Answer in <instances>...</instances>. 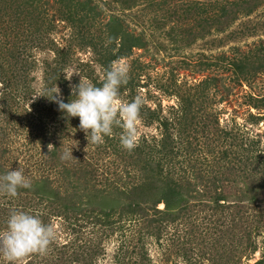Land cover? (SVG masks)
<instances>
[{
	"label": "rangeland",
	"instance_id": "rangeland-1",
	"mask_svg": "<svg viewBox=\"0 0 264 264\" xmlns=\"http://www.w3.org/2000/svg\"><path fill=\"white\" fill-rule=\"evenodd\" d=\"M242 1L137 0L128 9V3L121 6L117 0H93L92 4L104 13L94 26L82 29L76 36L73 26L55 17L52 29L39 37H17L16 29L3 17L0 41L16 57L4 55L3 63L8 69L0 68V173L23 168L32 188L48 185L59 192V200L70 202L79 192L84 196L79 205L90 197L88 190L70 189L75 184L66 173L68 166L71 172L73 165L88 166L90 173L85 180L95 188L107 187V181L118 178L120 188L137 182L133 175H120L130 168L125 154L132 152L124 149L120 141H112L120 137L119 127L113 126L112 135L99 144L88 143L77 119L66 115H49L41 130L37 126L43 123L35 120L36 106L42 97L46 98L45 105H50V99L32 98L36 92L50 97L55 87L63 98L66 91L72 94V86L80 79L94 85L102 82L104 69L97 54L107 48L109 16L118 14L123 27L140 37L143 44L132 48L128 57L112 61L128 66L120 100L128 102L136 96L143 99L136 146L144 144L156 149L164 133L162 122H166L174 140L171 145L180 149L173 162L175 170L185 171L195 190L185 198L184 216L175 221L147 227L140 215H115V223L105 227L93 223V217L86 218L84 221L92 219L84 235L91 239L87 247L90 249L77 256L78 261L70 258L75 253L67 249L75 232L66 229L65 216L54 209L57 205L51 195L47 197L41 189L37 194L20 191L15 198L0 193V230L16 208L39 215L44 223H52L57 229V237L45 254L26 256L19 264H87L84 257L89 258V251L96 252L91 264H259L264 250V207L242 201L246 197L243 175L235 186H228L227 202L218 209L202 194L203 187H212L214 175L231 178L230 166L236 168L239 159L253 161L257 149L256 153L264 154V70L241 76L230 65L246 54L263 56L264 0H253L258 6L248 14L237 9L245 7ZM207 2L215 5L214 11L222 5L227 10V21L220 29L205 24L202 8ZM2 13L0 8V16ZM116 49L117 46L113 52ZM60 61H65L60 79L48 89L52 68ZM71 73V78L66 79ZM207 80L209 85L205 87L202 83ZM65 122L72 125L60 133ZM185 129L189 130L188 137L179 142ZM43 132L50 136H40ZM70 146L74 158L62 159ZM226 154L229 162L223 158ZM195 170L200 173L198 179H194ZM237 173L233 172L232 178H237ZM218 183L220 187L225 184ZM40 194L46 197L42 199ZM87 204L81 207H89ZM157 207L164 206L161 203ZM146 214L152 216L151 211ZM90 226L92 235L87 233ZM0 264L8 262L0 256Z\"/></svg>",
	"mask_w": 264,
	"mask_h": 264
},
{
	"label": "trees",
	"instance_id": "trees-1",
	"mask_svg": "<svg viewBox=\"0 0 264 264\" xmlns=\"http://www.w3.org/2000/svg\"><path fill=\"white\" fill-rule=\"evenodd\" d=\"M3 2L2 9L3 13L0 16V22H2L3 17L6 18V22L9 25L13 26L17 31V37L19 35L27 36L31 35L36 38L40 36V33L48 32L52 29L53 22L55 21V17H57L60 21L67 23L70 26H73L74 30H77L76 35L81 32L82 29L86 27L94 26L98 17L104 11L99 10L98 7L92 4L93 0H1ZM119 3L125 5L128 3L127 8H131L135 6V2L137 0H117ZM131 2V4H130ZM245 2V7H239L237 9H242L244 13H251L253 9H256L258 6L257 2L253 0H243ZM234 6H238L234 3ZM218 8V9H217ZM202 13L206 16L204 18L205 24L208 27L215 25L218 29L219 26L223 25L227 21V10L222 5L220 7H216L215 5L207 2L205 7L202 8ZM54 11V12H53ZM57 15V16H56ZM118 14H111L106 22L107 29V48L101 51L98 55V62L105 70L112 61L119 60L124 57H128L130 55L131 49L136 47L143 46L140 37L134 36L130 32L123 27L122 20L118 18ZM5 20V19H4ZM3 20V21H4ZM78 23H81L80 26ZM80 29V31H79ZM20 33V34H18ZM83 37L84 36H80ZM89 43V42H88ZM117 46L115 52H113L114 47ZM3 41H0V68L6 69L7 63H3L6 60L5 57H13L15 58L14 52L11 53L9 47ZM56 53L59 52L58 49L55 50ZM62 54V53H61ZM60 54V55H61ZM5 55V57H3ZM67 55V54H66ZM61 57V56H60ZM263 56H254L252 54H246L244 57L240 58L238 61H231V66L233 71L239 73L241 76H246L248 73H257L261 70H264V62ZM66 59V56L63 58ZM65 61L58 62L52 68V76L47 86L48 89L54 83H57L60 79L59 71L64 67ZM6 66H4V65ZM56 68V69H55ZM8 69V68H7ZM11 72L13 71L10 68ZM59 77V78H58ZM5 83V79H3ZM210 82L213 81V78L209 79ZM102 82L95 84L99 86ZM205 87H208V80L202 83ZM46 98L42 97V100L38 102L35 110V120L40 123L37 127L38 129L43 130L45 126V118L49 115H63L66 114L58 109V105H55V102L50 101V105H45L43 102ZM72 97V94H69V91L63 93L64 102H69ZM54 108L57 111H52ZM67 117V115L65 116ZM193 117V116H192ZM67 118H75L76 123L79 124L78 117H67ZM158 118L156 117V120ZM67 121V119H66ZM66 126L64 125L60 129V133L66 131L70 125L67 122ZM75 123V124H76ZM164 126V133L161 136V139L156 142L157 148H151L150 146H145L141 144L140 146H136L131 151L132 154H125L129 161L128 165L130 168L120 175H133L136 179V183L130 187L120 185L116 180L112 179L111 181H107L109 185L106 187L103 185V188H95V186L91 183H88L85 180V177H89L88 166H76L73 165L71 167L72 172L70 171V166H68L67 174L70 175L72 185L70 189L72 191H76L77 188L88 190L87 197H90V200L84 201V203L90 204L89 207H81L79 205L83 200L84 196L81 193L77 192V196L75 200L72 199L68 201L59 200V192L48 185H41L40 189L28 188V189H19L20 191H33L35 194L41 193L51 195L56 202L57 207L55 210H60L59 214L65 216L64 220L66 222V229L71 232H75L73 234L74 240L69 241L67 244V249L71 250L73 261H78L77 256L81 254H85L84 251L90 248L91 239H86L84 235L86 234V228L91 225L92 222L84 221L86 218L93 217V223L101 224L105 227H110L115 223L113 217L118 215L119 218L123 216L133 217L134 215H140L143 218V223L147 227L155 223H162L165 221H175L178 218H182L184 216L183 212H185V208L187 206V200L185 199L187 196H190V192L195 191L191 188V178H188L185 175V171L183 170H175L173 162L176 160L178 154L180 153L179 147L172 146L171 143L174 140L171 138L170 133L168 132V127L166 122H162ZM42 126V127H41ZM67 127V128H66ZM186 130H182L178 141H184V138H187ZM42 135H49L48 133L43 132ZM114 142H119L120 139L112 140ZM110 141V142H112ZM186 144H188V140H186ZM57 146V145H55ZM256 152H259L257 149ZM254 155L253 161L247 160H238L235 163L236 168L233 169V166H230L232 171L231 178L221 177L214 175L212 178V187L204 188L202 194L207 195L214 209L220 208L223 206L225 202H227L228 196V186L237 184L236 182L240 179V175H243V181L246 186V197L242 201H247L251 205L255 207H264V154L256 153ZM50 154L54 157L56 155L55 150H51ZM227 162H229L230 158L228 154L223 157ZM249 162L247 164V162ZM172 165V166H171ZM166 167V168H165ZM172 168V169H171ZM223 168V167H222ZM132 169V170H131ZM227 169V168H226ZM225 169V170H226ZM248 169V170H247ZM196 171V170H195ZM194 172V179L199 178V171ZM252 171V174H249ZM233 172L237 173V178H232L235 175ZM254 172V174H253ZM137 173V174H135ZM256 174H260L256 176ZM209 179V178H208ZM135 180H133L134 183ZM209 181V180H208ZM227 181V182H226ZM75 182V183H74ZM225 182L224 185L220 187L219 183ZM235 186V185H234ZM211 189V190H210ZM199 192H197V195ZM201 195V194H199ZM40 198H44L43 194L39 195ZM202 196V195H201ZM78 199V200H76ZM54 202V203H55ZM163 204V208L159 209L158 204ZM202 203V201H201ZM87 204V205H88ZM147 211L152 212V216H149ZM58 214V216H59ZM81 222V223H80ZM88 234H91V226ZM87 235V234H86ZM82 250L83 252L78 254L77 251ZM91 254L89 258L86 256L85 261L87 264L92 263V256L96 253L94 251H89ZM87 254V253H86ZM55 258H58L55 256ZM83 258V259H84ZM53 264V263H51ZM259 264H264V250L262 259Z\"/></svg>",
	"mask_w": 264,
	"mask_h": 264
},
{
	"label": "clouds",
	"instance_id": "clouds-1",
	"mask_svg": "<svg viewBox=\"0 0 264 264\" xmlns=\"http://www.w3.org/2000/svg\"><path fill=\"white\" fill-rule=\"evenodd\" d=\"M73 73L67 74L66 79H70ZM101 79L99 86L80 79L71 89L74 99L67 103L58 87L50 90V97L36 92L32 98L45 96L54 101L58 109L68 117H78L79 128L85 132L88 143H102L106 136L112 135L113 126L119 127L120 144L131 151L137 145L143 99L136 96L128 102L120 100V88L128 79V66L122 61L111 63L104 70ZM61 158H74L72 146L64 151ZM22 188H31V182L25 176L23 168L17 167L0 173V193L15 198ZM56 237L57 229L54 224L44 223L37 214L19 208L12 209L5 227L0 230V256L8 264H19L26 256L45 254Z\"/></svg>",
	"mask_w": 264,
	"mask_h": 264
}]
</instances>
